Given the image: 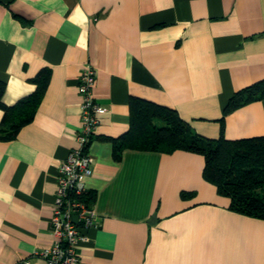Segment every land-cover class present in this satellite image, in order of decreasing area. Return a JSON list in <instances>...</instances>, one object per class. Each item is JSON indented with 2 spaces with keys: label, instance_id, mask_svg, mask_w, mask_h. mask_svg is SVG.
Wrapping results in <instances>:
<instances>
[{
  "label": "crops",
  "instance_id": "obj_1",
  "mask_svg": "<svg viewBox=\"0 0 264 264\" xmlns=\"http://www.w3.org/2000/svg\"><path fill=\"white\" fill-rule=\"evenodd\" d=\"M87 65L107 111L88 148L100 226L78 248L83 264H264V220L228 208L203 178L202 155H113L132 98L219 137L229 99L264 81V0H0L2 103L31 95L30 80L51 71L33 121L0 141V264H45L34 253L52 242L57 166L77 147ZM261 136L264 99L224 117L227 140Z\"/></svg>",
  "mask_w": 264,
  "mask_h": 264
},
{
  "label": "trees",
  "instance_id": "obj_2",
  "mask_svg": "<svg viewBox=\"0 0 264 264\" xmlns=\"http://www.w3.org/2000/svg\"><path fill=\"white\" fill-rule=\"evenodd\" d=\"M51 71L44 68L30 80L35 91L13 106L2 103L5 85L0 82V141L14 140L20 129L31 123L46 93ZM264 99V81L245 87L229 99L220 120L216 139L198 135L178 113L150 101L130 100L128 131L114 141L113 155L119 160L124 150L172 153L183 150L204 158L203 178L219 195L229 200L234 213L264 220V136L239 140L224 137V117L249 103ZM159 122L161 124H159ZM182 196H187L182 193ZM93 203L95 197L86 194Z\"/></svg>",
  "mask_w": 264,
  "mask_h": 264
},
{
  "label": "built area",
  "instance_id": "obj_3",
  "mask_svg": "<svg viewBox=\"0 0 264 264\" xmlns=\"http://www.w3.org/2000/svg\"><path fill=\"white\" fill-rule=\"evenodd\" d=\"M96 71L91 65L82 68L77 91L82 98L77 147L57 166L56 191L50 231L52 242L34 253L45 264H83L78 248L89 240L88 232L99 228L93 203L86 200V178L93 174V158L88 152L99 116L107 109L93 97Z\"/></svg>",
  "mask_w": 264,
  "mask_h": 264
},
{
  "label": "rangeland",
  "instance_id": "obj_4",
  "mask_svg": "<svg viewBox=\"0 0 264 264\" xmlns=\"http://www.w3.org/2000/svg\"><path fill=\"white\" fill-rule=\"evenodd\" d=\"M159 124H161V123L159 122Z\"/></svg>",
  "mask_w": 264,
  "mask_h": 264
}]
</instances>
